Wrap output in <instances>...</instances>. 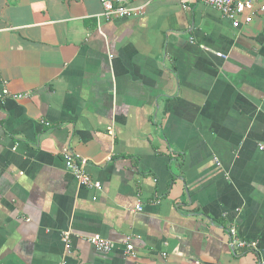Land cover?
Wrapping results in <instances>:
<instances>
[{
	"label": "crops",
	"instance_id": "crops-1",
	"mask_svg": "<svg viewBox=\"0 0 264 264\" xmlns=\"http://www.w3.org/2000/svg\"><path fill=\"white\" fill-rule=\"evenodd\" d=\"M102 1L0 0V264H264V12Z\"/></svg>",
	"mask_w": 264,
	"mask_h": 264
},
{
	"label": "built area",
	"instance_id": "built-area-1",
	"mask_svg": "<svg viewBox=\"0 0 264 264\" xmlns=\"http://www.w3.org/2000/svg\"><path fill=\"white\" fill-rule=\"evenodd\" d=\"M128 0H114L102 1V12L98 17L104 20L120 19V18H131L138 17L143 13V6L130 8L126 6ZM199 3L211 7L217 11L221 17L231 22L234 29H238L242 24H249L255 13H263L264 6H258L254 8L253 0H197ZM218 57L224 59V56L217 55ZM1 98L11 97L12 99H20L25 95H11L6 89L1 91ZM262 147L259 146V150ZM61 156L63 159L64 168L68 171L73 178L82 186L86 188H91L98 190L100 188L98 183L91 181L90 177L85 171L87 162L85 159L81 158L79 155L71 152L70 150H62ZM136 212L141 211L140 204L138 203L134 209ZM227 243L232 250L242 251H254L255 243L246 242L240 239L237 235L236 230L230 227L226 230ZM62 241L65 244V248L68 249V233H64L62 236ZM90 244L97 252L108 253L112 250L113 245L110 241L104 240L98 235H93L85 240ZM125 253L131 257L135 258L133 252V246L130 242V238L127 237L124 241Z\"/></svg>",
	"mask_w": 264,
	"mask_h": 264
}]
</instances>
